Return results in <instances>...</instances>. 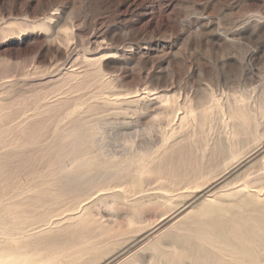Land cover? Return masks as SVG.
Listing matches in <instances>:
<instances>
[{
  "label": "rangeland",
  "instance_id": "374dc122",
  "mask_svg": "<svg viewBox=\"0 0 264 264\" xmlns=\"http://www.w3.org/2000/svg\"><path fill=\"white\" fill-rule=\"evenodd\" d=\"M263 92L264 0H0V264H264V194L251 191H264V108L236 140L218 121L219 109L264 107ZM82 121L89 167L111 160L93 142L118 162L130 136L139 163L73 218L44 220L64 203L43 177L53 147ZM171 145L207 175L177 195L163 174ZM222 173L209 199L195 193Z\"/></svg>",
  "mask_w": 264,
  "mask_h": 264
},
{
  "label": "bare ground",
  "instance_id": "6f19581e",
  "mask_svg": "<svg viewBox=\"0 0 264 264\" xmlns=\"http://www.w3.org/2000/svg\"><path fill=\"white\" fill-rule=\"evenodd\" d=\"M91 71V70H90ZM74 72V71H73ZM73 72H71L72 74H73ZM81 72V71H80ZM95 72H97L98 73V70L97 71H95ZM75 73V72H74ZM90 73V72H89ZM97 73H94V74H97ZM76 74V73H75ZM98 75V74H97ZM102 75V74H101ZM70 76H72V75H70ZM98 76H100V74L98 75ZM86 78V77H85ZM77 79V78H76ZM107 80V79H106ZM62 82V81H61ZM107 84V83H106ZM85 86V85H84ZM98 88V87H97ZM95 89V88H94ZM79 90V89H78ZM145 90V89H144ZM149 90V89H148ZM262 91V90H261ZM76 92V91H75ZM146 92V91H145ZM264 93V92H263ZM115 94V93H114ZM147 94H149V93H147ZM157 94H158V92H157ZM154 95H156V94H154ZM213 96H214V94H212ZM73 96V95H72ZM216 97V96H215ZM122 98V97H121ZM210 98H212V96L210 97ZM263 98V96L261 97V99ZM69 99V98H68ZM71 99V98H70ZM73 99V98H72ZM71 99V100H72ZM216 99V98H215ZM230 99V98H229ZM59 100V99H58ZM63 100H65L64 98H63ZM70 100V101H71ZM185 100V99H184ZM214 100V99H213ZM217 100V99H216ZM216 100H215V102H216ZM56 101V100H55ZM66 101H68L67 99H66ZM69 101V102H70ZM186 101H187V99H186ZM185 101V102H186ZM218 101V100H217ZM237 101V100H236ZM264 101V100H263ZM263 101L262 102H260V103H262L263 104ZM57 103H58V101H56ZM55 102V103H56ZM60 102H61V99H60ZM69 102H67V103H69ZM211 102V101H210ZM56 103V104H57ZM62 103V102H61ZM66 102H64V104H65ZM184 103V102H183ZM182 103V104H183ZM209 103V102H208ZM213 103H214V101H213ZM30 104V103H29ZM233 104V103H232ZM67 105V104H66ZM66 105H62L63 107H65ZM208 105V104H207ZM217 105H219L218 103H217ZM225 105V104H224ZM228 105H229V103H228ZM264 105V104H263ZM70 106V105H69ZM68 106V107H69ZM183 106V105H182ZM186 106H187V104H186ZM212 106V105H211ZM211 106H209V107H211ZM223 106V105H222ZM226 106V105H225ZM243 106V105H242ZM245 106V105H244ZM256 107L254 108V109H249V110H246V111H244L243 109L244 108H242V109H240V107L238 108V110L237 111H235V110H233V109H231V106H230V108L229 109H227V110H224V109H219V111H218V113H219V115H218V121L220 122V123H222V124H224L225 126H227V127H230L229 128V130H228V135H229V137H230V135H231V139H233V137L236 135V134H239V133H249V132H245V131H248V129L251 127H249L248 128V126H249V124L250 123H252V120H254L255 119V114H253V112L251 113V111H253V110H255L257 113H259V112H261V109L262 108H264L262 105H260L259 103L258 104H256L255 105ZM49 107L50 106H48V107H46V108H48L49 109ZM220 107V106H219ZM218 107V108H219ZM236 107V106H235ZM55 108V107H54ZM54 108H52L53 110H55ZM70 108H72V107H70ZM169 108V107H168ZM167 108V106H166V109H168ZM180 108V107H179ZM178 108V109H179ZM184 108V107H183ZM203 108H205V107H203ZM214 108H215V106H214ZM217 108V109H218ZM247 107H245V109H246ZM62 109V108H61ZM66 109V108H65ZM193 109V108H192ZM202 109V108H201ZM211 109H213V107L211 108ZM68 110V109H67ZM158 110H161V109H158ZM170 110V109H169ZM189 110H191V109H189ZM200 110V109H199ZM215 110V109H214ZM214 110H213V112H214ZM56 111V110H55ZM173 111V110H172ZM207 111L208 110H206V112L205 113H207ZM66 112V111H65ZM165 112V111H164ZM163 112V113H164ZM171 112V111H170ZM255 112V113H256ZM263 112V111H262ZM53 114H54V112H52ZM161 113V112H160ZM183 113V112H182ZM192 113V112H191ZM204 113V112H203ZM202 113V114H203ZM209 113V112H208ZM47 114H49L48 112H47ZM51 114V113H50ZM165 114V113H164ZM170 114V113H169ZM202 114H200V115H202ZM190 115V112H188V116ZM206 115H208V114H206ZM211 115V114H210ZM210 115H208V116H210ZM83 116H84V114H83ZM166 116H168L167 114H166ZM187 116V115H186ZM193 116H196V114L195 115H193ZM35 117H37V115L35 116ZM34 117V118H35ZM82 117V116H81ZM190 117H192V115L190 116ZM197 117H199V116H197ZM211 117V116H210ZM212 117H213V115H212ZM37 118H39V117H37ZM193 118V117H192ZM206 118H207V116H206ZM33 119V118H32ZM87 119V118H86ZM209 119V118H208ZM84 120V119H83ZM97 120V119H96ZM180 122H184L186 119H185V116H181V118H180ZM33 121V120H32ZM92 121V120H91ZM91 121L89 122V123H91ZM213 121V120H212ZM251 121V122H250ZM86 122V121H85ZM185 122H187V120L185 121ZM209 122V121H208ZM87 123V122H86ZM98 123H99V121H98ZM155 123V122H154ZM190 123V122H189ZM188 123V124H189ZM204 123V125L206 124V121H204L203 122ZM210 123V122H209ZM208 123V124H209ZM72 124V126H73V123H71ZM70 124V125H71ZM160 124V123H159ZM93 125V124H92ZM95 125V124H94ZM100 125V124H99ZM178 125H179V123H178ZM183 125V124H182ZM184 125H186V127H187V123L186 124H184ZM255 125H257L256 123H255ZM85 126H91V125H85L84 124V122L82 121V123L81 122H78L77 124H76V126H73V128L70 130V127H69V130H70V132L68 131V129L66 128V130L68 131V133H66L65 131H64V133H66L64 136H62V144L61 143H58V141L56 142L57 144H56V146H54L53 148H55L53 151V153H51L53 156V161L51 162V168H50V170H48V172H46V173H44L43 174V177H44V179H45V177H53L54 178V180H55V183L54 184H51V185H53L54 187H53V190H54V188L56 189V190H58V196H60L61 198H62V200L63 201H60V202H64L62 205H57V204H51L50 203V205L49 204H47L46 205V209H45V211H44V213L42 214V218L44 219V220H46V219H48L49 217H51V216H53V215H58V214H62V212H64L65 213V211H68V213H67V215H66V217H68V218H73L74 216H76L75 214L76 213H72V212H69L70 210H73V209H71V208H73L72 206H74V204L76 205V203L75 202H78L79 200H81V199H83V200H86V198H88V197H92L91 195H93V194H95L97 191L99 192V190H102V189H104L105 187L106 188H115V189H117L116 187H117V185H118V183H119V179H121V178H124V176L125 175H127L128 173H130L133 169H134V167L136 166V164L138 165V158H137V156H139V155H136V154H134L133 153V151L131 150V143H130V137L129 138H127V135H126V138L127 139H125L124 140V144L123 145H125V147H124V150L126 151L125 153L128 155V156H130V157H127L126 155V158L125 159H122V160H120V161H118V162H115L114 160H112L113 158H115L117 155H116V151H115V153L113 152V151H111V150H109L108 149V147H107V143H103L102 141L101 142H99V140H96V141H98V142H93L94 144L95 143H98L97 145H98V148H100V150L102 151V153L100 154V155H103L104 157H107V158H109V159H111V160H108V161H104V162H102V163H100V164H98V165H96L95 167H89V165H90V163L91 162H93L94 160H96V155H97V153H95V156L93 155V156H88V154L86 155V151L83 149V150H81V144H83L84 142L86 143V141H89V140H92V139H94V137H93V132L91 133V132H89V131H87V130H84L83 128ZM253 126V125H252ZM92 127V126H91ZM96 127H97V125H96ZM181 127V126H180ZM184 127V126H183ZM185 127V128H186ZM203 127V126H202ZM205 127V126H204ZM203 127V128H204ZM245 127H247L248 129L246 130L245 129ZM95 128V127H94ZM100 128V127H99ZM200 128V127H199ZM255 128V127H254ZM174 129V128H173ZM178 129H179V126H178ZM181 129V128H180ZM188 129V128H187ZM175 130V129H174ZM182 130V129H181ZM185 130V129H184ZM245 130V131H244ZM252 130V129H251ZM250 130V133L251 132H253V131H251ZM177 131V130H176ZM176 131H175V133H176ZM199 131H200V129H199ZM99 132V131H98ZM173 132V131H172ZM171 132V133H172ZM179 132H180V130H179ZM185 132V131H184ZM183 132V133H184ZM204 132H205V130H204ZM170 133V134H171ZM175 133H173V134H175ZM178 133V132H177ZM176 133V134H177ZM181 133V132H180ZM182 133V134H183ZM197 133V132H196ZM195 133V134H196ZM249 133V134H250ZM255 133V132H254ZM25 134V133H24ZM60 134H63V132H61ZM179 134V133H178ZM95 135H97L96 133H95ZM94 135V136H95ZM172 135V134H171ZM184 135V134H183ZM193 135V134H192ZM201 135V134H200ZM203 135V134H202ZM226 135V134H225ZM224 135V136H225ZM243 135V134H242ZM245 135H247V134H245ZM253 135V134H252ZM125 136V135H124ZM176 136V135H175ZM179 136H180V134H179ZM179 136H177V137H179ZM198 136V135H197ZM223 136V137H224ZM248 136V135H247ZM251 136V135H250ZM108 137V136H107ZM164 137V136H163ZM181 137V136H180ZM184 137V136H183ZM228 136H227V138H228V140L230 139ZM257 137V136H256ZM32 138V137H31ZM57 138H58V136H57ZM149 138V137H148ZM192 138V137H191ZM194 138H196V136L194 137ZM225 138V137H224ZM99 139V138H98ZM165 139V138H164ZM179 139V138H178ZM237 139V138H236ZM236 139H233V140H236ZM247 139H248V141L250 140L248 137H247ZM191 140V139H190ZM195 140V139H194ZM198 140H199V138H198ZM203 140V139H202ZM205 140V139H204ZM246 140V139H245ZM244 140V141H245ZM55 141V140H54ZM53 141V142H54ZM174 141H176V140H174ZM224 141H226V140H224ZM242 141V140H241ZM34 142V141H33ZM107 142V141H106ZM184 142V141H183ZM192 142V141H191ZM219 142V141H218ZM228 143L227 144H223V149L221 148V150H223V151H230V156H234L236 153H237V151H238V149L237 148H233L232 146H231V140H230V142L229 141H227ZM238 142V141H237ZM32 143V142H31ZM134 143V142H133ZM145 143V142H144ZM144 143H142V144H144ZM163 143V142H162ZM195 143H196V141H195ZM221 143H222V141H221ZM248 143V142H247ZM30 144V143H29ZM140 144V143H139ZM147 144V143H146ZM190 144V143H189ZM200 144V143H199ZM235 144H236V141H235ZM28 145V144H27ZM32 145V144H31ZM89 144H87V146H88ZM91 145V144H90ZM122 145V144H121ZM134 145V144H133ZM197 145V144H196ZM204 145V144H203ZM214 144H212V146H213ZM237 145V144H236ZM235 145V146H236ZM36 146V145H35ZM34 146V147H35ZM162 146H163V144H162ZM161 146V147H162ZM174 145H171V146H169L164 152H163V154H168L169 152L171 153V156H170V160H169V163H168V171L167 172H165V173H163V174H165V179L168 181V183H170L171 185H172V190L174 191V192H176L175 194L177 195V194H182L183 193V191L184 190H181L184 186H186V185H188V184H193V185H197L201 180H202V178H204V177H206L207 175L205 174L206 173V171L205 170H203V172H205V173H202V171H200L199 169L200 168H198V165H195V163H197V162H195L194 163V160H191V159H186V158H183L182 159V157L180 156V155H178V151L176 150L177 148H176V146L174 147V148H172ZM193 146V145H192ZM195 146V145H194ZM198 147H199V145H197ZM201 146H202V144H201ZM220 146V145H219ZM143 147H144V145H143ZM148 146H145V148H147ZM191 147V146H190ZM204 147V146H203ZM215 147V146H214ZM238 147V146H237ZM110 148V147H109ZM139 148V147H138ZM142 148V147H141ZM160 148V147H159ZM195 148V147H194ZM212 148V147H211ZM94 149H95V147H94ZM148 149V148H147ZM185 149H187V148H185ZM204 149V148H203ZM206 149H208V148H206ZM100 150H98V151H100ZM134 150H135V148H134ZM141 150V149H140ZM144 150V149H143ZM150 150V149H149ZM157 150V149H156ZM159 150V149H158ZM162 150V149H161ZM160 150V151H161ZM197 150V149H196ZM83 151H85V152H83ZM146 151V150H145ZM191 151V150H190ZM51 152V151H50ZM135 152H136V150H135ZM175 152V154H173ZM199 152V151H198ZM141 153V152H140ZM147 153V152H146ZM159 153V152H158ZM213 153V152H212ZM215 153V152H214ZM119 155V157H122L123 156V154L122 153H118ZM133 154V155H132ZM223 154V153H222ZM229 154V153H228ZM144 155V154H143ZM219 155V154H218ZM250 155V154H249ZM146 156H147V154H146ZM185 156H186V154H185ZM215 156V155H214ZM217 156V155H216ZM263 156H264V154H263ZM104 157H102V158H104ZM151 157V156H150ZM213 157V156H212ZM223 156H221V158H222ZM246 157H248V156H246ZM139 158H141V156L139 157ZM154 158V157H153ZM160 158V157H159ZM196 158V157H195ZM213 158H215V157H213ZM217 158V157H216ZM220 158V157H219ZM233 158V157H232ZM236 158V157H235ZM116 159V158H115ZM144 159V158H143ZM184 160L180 165H178L177 167H175L174 168V165H173V163H174V161H182V160ZM200 159V158H199ZM198 159V160H199ZM211 159V158H210ZM231 159V158H230ZM149 160V159H148ZM150 160H153V159H150ZM157 160V159H156ZM221 160V159H220ZM223 160V159H222ZM246 160V159H245ZM140 161V160H139ZM155 161V160H154ZM187 161V162H186ZM195 161H197V159L195 160ZM202 161V160H201ZM217 161H219V160H217ZM138 162V163H137ZM223 162V161H222ZM221 162V163H222ZM225 162V161H224ZM151 163H153V161L151 162ZM186 163H187V165H186ZM218 163V162H217ZM220 163V162H219ZM245 163V162H244ZM203 164V163H202ZM151 165V164H150ZM161 165V164H160ZM214 165V164H213ZM218 165V164H217ZM241 165V164H240ZM148 166V165H147ZM183 166V167H182ZM188 168H187V167ZM138 167V166H137ZM136 167V168H137ZM156 167V166H155ZM219 167V166H218ZM224 167V166H223ZM144 168V167H143ZM185 168H187V169H190L188 172L187 171H185ZM201 168H203V167H201ZM216 168H217V166H216ZM221 168V167H220ZM139 169H141V168H139ZM182 169H184V171H181ZM213 169V168H212ZM145 170V169H144ZM143 170V171H144ZM152 170V169H151ZM208 170V169H207ZM211 170V169H210ZM209 170V171H210ZM225 170V169H224ZM235 170V169H234ZM233 170V171H234ZM221 171V170H220ZM143 172H141V173H138V174H142ZM220 173V172H219ZM133 174V173H132ZM162 174V173H161ZM226 173H222L219 177H214L215 179H213V180H211V182H209L207 185H203L202 186V188H198L197 190L195 189V187H194V190H196V192L195 193H197V192H203L201 195L202 196H205L206 198H208L209 199V197L211 196V194L209 193V192H211V190H212V188L214 187V186H212L214 183H216L218 180L220 181V179L222 178V177H225L224 175H225ZM135 175V174H134ZM169 175H171V176H169ZM214 175H215V173H214ZM147 176V175H146ZM208 176H210L209 175V173H208ZM212 176V175H211ZM210 176V177H211ZM226 176H228V175H226ZM138 177V176H137ZM141 177H142V175H141ZM127 178V177H126ZM147 178V177H146ZM213 178V177H212ZM42 179V178H41ZM137 179V178H136ZM138 179H140V177L138 178ZM148 179L150 180L151 179V177L150 176H148ZM210 178L208 177V180H209ZM142 180H143V178H142ZM207 179H205V180H203L204 182L206 181ZM207 180V181H208ZM218 181V182H219ZM116 182H118V183H116ZM204 182H203V184H204ZM223 182V181H222ZM230 182V181H229ZM115 183L117 184V185H115ZM202 184V183H201ZM226 184V182L224 183V185ZM227 184H229V183H227ZM51 185H48L47 187H49V186H51ZM120 185V184H119ZM183 185V186H182ZM215 185V184H214ZM217 185V184H216ZM190 186H192V185H189V187ZM212 186V187H211ZM121 187H122V185H121ZM210 187V189H207V188H209ZM221 187H222V185H221ZM52 187H50V189H51ZM120 188V187H119ZM119 188L117 189V190H119ZM164 188V187H163ZM41 189H43V188H41ZM46 189H48V188H46ZM187 189V188H186ZM189 189H191V188H189ZM205 189H207L206 191H204ZM216 189V188H215ZM222 189V188H221ZM220 188H219V190H221ZM52 190V191H53ZM164 190V189H163ZM181 190V191H180ZM223 190V189H222ZM43 191V190H42ZM124 191V190H123ZM186 191V190H185ZM253 193H255L256 194V196L257 195H263L264 194V191H261L260 189H256V187L255 188H253L252 190H251ZM39 193H41L40 191H38ZM54 192V191H53ZM103 192V191H102ZM109 192H111V191H108V193ZM190 192V191H189ZM251 192V193H252ZM38 193V194H39ZM165 193L166 192H164V195H165ZM37 194V195H38ZM42 194V193H41ZM49 195L50 193H45L44 194V196L45 195ZM55 194V193H54ZM99 194V193H98ZM217 194V193H216ZM247 194H248V191H247ZM249 194H250V192H249ZM45 196V197H48V196ZM175 195V196H176ZM41 197L42 198V195H38V197ZM55 196V195H54ZM103 196V195H102ZM168 196H169V194H168ZM181 196V195H180ZM246 196V195H245ZM250 196H251V194H250ZM36 197V196H35ZM44 197V198H45ZM49 197H50V195H49ZM48 197V198H49ZM59 197V198H60ZM101 197V196H100ZM247 198L249 197V195L248 196H246ZM254 197V196H253ZM261 197V196H260ZM51 198V197H50ZM56 198V197H55ZM60 198V199H61ZM165 198V197H164ZM195 198H197V197H195ZM52 199V198H51ZM57 199V198H56ZM89 199V198H88ZM198 199V198H197ZM250 199V198H249ZM32 200H34V199H32ZM31 200V201H32ZM38 200V199H37ZM248 200V199H247ZM57 201H59V199L57 200ZM82 201V200H81ZM204 201V200H203ZM206 201V200H205ZM209 201V200H208ZM211 201V200H210ZM209 201V203L212 205V206H210L209 204V206L210 207H213V204H215V203H211ZM215 201V200H214ZM217 201V200H216ZM248 201H251V200H248ZM36 202V201H35ZM55 202V201H54ZM59 202V203H60ZM80 202V201H79ZM78 202V203H79ZM85 202H87L88 203V201L86 200ZM84 202V203H85ZM200 202H202V201H200ZM32 203V202H31ZM30 203V204H31ZM47 203V202H46ZM189 203V202H188ZM187 203V204H188ZM192 203V202H191ZM203 203H205V207H209V206H207V202H203ZM255 203V202H254ZM33 204V203H32ZM31 204V205H32ZM216 204H217V202H216ZM39 205V204H38ZM81 205V204H80ZM79 205V206H80ZM203 205V204H202ZM42 206V205H41ZM186 206V205H185ZM204 206V205H203ZM83 208L85 207V206H82ZM199 207H201V206H199ZM45 208V207H44ZM183 208V207H182ZM215 208H217V207H215ZM219 208V207H218ZM76 209V208H75ZM189 209V211L191 210L190 208H188ZM212 209H214V207L212 208ZM187 210V209H186ZM83 211V210H82ZM85 211V210H84ZM83 211V212H84ZM181 211V210H180ZM201 212L203 211V210H200ZM43 212V211H42ZM76 212V211H75ZM188 212V211H187ZM210 212V211H209ZM63 213V215H65ZM82 213V212H81ZM86 212H84V214H85ZM201 214V213H200ZM78 215V214H77ZM168 215V214H167ZM201 215H204V214H201ZM207 215V214H206ZM62 216V215H61ZM63 217V216H62ZM165 217V216H164ZM163 217V218H164ZM171 217V216H170ZM170 217H169V219H170ZM53 218V217H52ZM61 218V217H60ZM54 219H56V218H54ZM53 219V220H54ZM57 219H59L58 217H57ZM62 219H64V218H62ZM61 219V220H62ZM66 219V218H65ZM173 219V218H172ZM172 219H170V220H172ZM162 220V219H161ZM51 221V220H50ZM160 221V220H159ZM58 222V221H57ZM57 222H55V223H57ZM165 222V221H164ZM161 223H162V221H161ZM19 224V223H18ZM159 224V223H158ZM20 225H21V223H20ZM163 225V224H162ZM152 226H154V225H152ZM157 226V225H156ZM160 226V225H159ZM208 226V225H207ZM163 228V227H162ZM151 229V228H150ZM209 229H210V227H209ZM212 229V228H211ZM12 230V229H11ZM153 230V229H152ZM155 230H156V227H155ZM158 231V230H157ZM11 232V231H10ZM9 232V233H10ZM204 232V231H203ZM6 233H8V232H6ZM155 233V232H154ZM153 233V234H154ZM157 233V232H156ZM159 233V232H158ZM250 233V232H249ZM253 233V231L251 230V234ZM13 234V233H12ZM11 234V235H12ZM258 234V233H257ZM10 235V236H11ZM14 235V234H13ZM148 235V234H147ZM208 236H211V235H208ZM207 236V237H208ZM5 237V236H4ZM12 237V236H11ZM19 237V236H18ZM17 237V238H18ZM5 238H7V237H5ZM8 238H9V236H8ZM206 238V237H205ZM204 238V239H205ZM220 238V237H219ZM15 239V238H14ZM13 238H9V240L10 241H13L14 243H15V240H14ZM223 239V238H222ZM222 239H221V241H222ZM259 239V238H258ZM6 240H8V239H5V242H6ZM18 240H19V238H18ZM209 240V239H208ZM217 240H218V238H217ZM252 240V239H251ZM260 240V239H259ZM4 241V240H3ZM258 241V240H257ZM256 241V242H257ZM12 242V243H13ZM260 242H262V240H260ZM2 243H4V242H2ZM228 243V242H227ZM222 244V243H221ZM262 244V243H261ZM8 245H10V244H8ZM15 245H16V243H15ZM224 245V244H223ZM243 245V244H242ZM264 245V244H263ZM11 246H14V245H11ZM229 246V245H228ZM239 250V249H238ZM242 250V249H241ZM240 252V254L242 253L243 255H246L245 254V252H243V251H239ZM253 253V252H252ZM239 254V253H238ZM27 259V258H26ZM2 260H3V258H2ZM240 260V259H239ZM238 260V261H239ZM241 261H242V259H241ZM251 262H252V260H251ZM250 262V263H251ZM235 264V263H234ZM251 264H253V262L251 263Z\"/></svg>",
  "mask_w": 264,
  "mask_h": 264
}]
</instances>
